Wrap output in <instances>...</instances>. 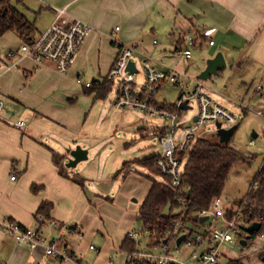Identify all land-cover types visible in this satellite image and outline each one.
<instances>
[{
  "label": "crops",
  "instance_id": "crops-1",
  "mask_svg": "<svg viewBox=\"0 0 264 264\" xmlns=\"http://www.w3.org/2000/svg\"><path fill=\"white\" fill-rule=\"evenodd\" d=\"M40 1L45 2V8L51 11V22L55 17V7L67 6L73 16L90 23L92 30L76 62L66 73L58 72L49 61L37 64L32 57L19 50L20 46L7 48L0 55V95L7 99L10 107L8 110L5 103V114L0 116V217H12L24 225L32 226L41 202L52 201L54 207L51 219H43L42 232L48 240L60 238L62 243L81 256L83 253L76 250L77 238L71 235L84 236L82 225L88 224L93 217L88 212L82 214L83 208H88L90 198L86 181H93L97 177L109 183L123 162L131 160L125 159V154L118 152L127 151L129 141L121 143L123 139L116 137L115 133L119 124L132 125L128 115L133 112L132 109L122 111L113 103L108 106L105 101L107 98L98 99L95 92L86 91V88L93 86H87L88 81L100 82L113 65L117 47L112 36L124 44L138 41L139 33L147 21L155 29L152 20L155 12H159L158 23L162 25L168 20L167 23L172 22L176 29L187 26L186 29L199 32L211 30L206 40L195 48L197 54L206 60L218 51L225 55L228 66L219 72L228 74L224 76L225 89L219 88L215 82L213 89L230 98L231 93L226 89L229 86L233 88L232 94L246 87L248 95L251 86L256 84V92L261 97L256 98L257 95L253 94L247 103L260 108L264 105V0ZM117 26L120 29L117 30ZM42 31L38 29L37 35ZM185 32L179 37L177 45ZM12 36L18 37V34L12 30L7 31L2 38L7 40ZM145 39L141 37L142 44L139 47L136 44L140 50L136 51L146 57L155 56L159 51L154 42L157 38H153L152 43ZM211 39L214 40L213 44L209 43ZM11 51L16 53L10 54ZM164 54L158 52V56ZM197 63L202 67L200 72L205 64L202 65L200 61ZM244 101L237 102L243 105V112L247 113L250 107ZM20 119L25 121L23 128L15 125ZM135 124L138 128L145 125L143 119L137 120ZM105 139L108 142L113 140L115 145L104 152L102 162L97 151L90 153L87 146L90 145L88 143L101 140L104 143ZM78 144L88 150V159L76 166H79L76 173L83 178L84 186L60 174L53 158L54 152L61 151L67 153L64 160L68 159L70 150ZM132 171L139 174L138 177L144 176L137 169ZM132 171L125 177H135ZM13 172L17 174L16 179L11 178ZM118 180L114 182V187L118 185ZM37 184H43L44 188L32 191L31 186ZM92 188L95 190L94 184ZM99 190L94 191L96 195L92 196L93 200L97 196L106 195V192L101 190L102 194ZM64 207L66 210H63ZM137 216L138 213L135 214ZM77 217L80 220L72 222ZM45 221L49 222L46 232ZM73 224L78 225L81 234L70 229ZM38 225L36 220L35 226ZM259 239L263 242V253L260 255L263 257L261 264H264V238ZM91 244L88 249L97 253L100 264H106L105 255L108 252L103 253L102 248L95 244L96 249H91ZM120 247L118 250H121ZM108 261L112 264L110 258ZM0 264L60 263L45 255L42 246L32 249L0 230Z\"/></svg>",
  "mask_w": 264,
  "mask_h": 264
},
{
  "label": "built area",
  "instance_id": "built-area-1",
  "mask_svg": "<svg viewBox=\"0 0 264 264\" xmlns=\"http://www.w3.org/2000/svg\"><path fill=\"white\" fill-rule=\"evenodd\" d=\"M55 10V17L49 26L32 42H24L19 50L32 57L37 64L52 61L58 72L66 73L76 62L92 30V25L74 17L67 6L55 7ZM116 29H120V26ZM210 34L211 30L186 31L175 48V54L186 60L192 59L194 48L202 42L200 36L208 37ZM112 39L117 47V55L107 78L118 86L113 105L150 115H160L171 121L169 130H165V134L160 137L163 149L156 157V165L169 177L167 183L170 187L183 188L181 185L186 156L181 157V154L191 148L192 141L199 136H197L198 130L210 121L214 123L220 121L223 127H225L224 122L235 124L238 123L239 117L204 90L205 80L192 76L187 77L189 79L187 80L184 78L186 77L184 73L166 68L158 69L148 58L142 61L145 76L140 83L138 79L140 68L133 58L137 45L121 43L114 35ZM154 42L157 43V40L155 39ZM209 43L213 44L214 40H209ZM15 53L11 51L10 54ZM130 61L135 62V70L128 68ZM178 75H182L183 79L178 78ZM167 80L180 89L178 100L173 103L175 110L163 107L162 102L158 104L156 99L162 84ZM92 84L90 81L86 83L87 86ZM193 98L198 103V112L192 118L183 119V111L193 107L191 105ZM183 101H187L189 108L182 109ZM257 113L264 116V105L257 109ZM4 114L5 102L0 95V116ZM15 125L23 128L25 121L20 119ZM214 128L217 130L216 124ZM11 178L16 179L17 176L13 174ZM227 210L223 198L217 196L212 200L209 208L194 213L198 215L195 221L202 226L201 229H190L187 226L189 218L186 214H182L175 221L169 234L159 241L157 238H152L150 229L143 225L138 229H130L126 235L135 240L136 246L132 251H125L123 264H218L224 254L222 247L224 248L225 243H232L234 236L242 232L245 224L240 208L232 217H228ZM205 215H208V218L201 221L200 218ZM43 219L44 217L40 215L37 219L38 226H27L12 217H0V230L12 235L18 243L28 245L32 249L42 246L45 255L53 257L60 264H85L81 256L70 246L62 243L60 238L48 240L45 237L41 228ZM70 229L81 234L77 224H73ZM146 236L150 237L149 243L143 245L142 240ZM181 236L183 239L178 243ZM261 236L264 237V234ZM233 247L236 245L234 244ZM90 248L96 249L94 244H91Z\"/></svg>",
  "mask_w": 264,
  "mask_h": 264
},
{
  "label": "rangeland",
  "instance_id": "rangeland-1",
  "mask_svg": "<svg viewBox=\"0 0 264 264\" xmlns=\"http://www.w3.org/2000/svg\"><path fill=\"white\" fill-rule=\"evenodd\" d=\"M26 3L28 8L25 9V13L27 16L32 21H35L39 30L46 29L51 23V11L45 8L47 6L46 3H43L40 0H26ZM158 14L159 12H155L152 16L153 23L155 22L154 30L152 29V25H150V23L147 21L139 33L138 41L125 43L127 45L138 44L139 47V45L142 44L141 37H145V40L148 43L150 41L152 43L153 38H157V43L155 44L158 45L156 46L158 47V52L165 53L163 56H158L157 52V54H155L153 57H146L140 55L138 51H135L133 58L140 68V73L138 74L139 82L142 83L144 80L145 73L142 69V61L145 58H148L149 61L158 69L166 68L175 70L179 73H184L186 76L184 77L185 79L191 76L197 78L199 70L202 68L197 62L200 61L202 65L205 64L206 66V59L197 54L198 50L196 48L194 49L196 55L194 54V58L190 60H186L175 54V48L177 46L179 37L183 34V31H187L189 29H186L187 26H179L180 28L176 29L172 22L167 23L168 20L164 22V25L159 24ZM189 31H194V29ZM22 44L23 41H21L17 36H12L10 38L8 37L7 40L0 36V55L7 48L21 46ZM137 49L140 50V48ZM49 62L54 65L52 61ZM226 75L228 74L221 73L218 75H212L209 79L204 81V90L213 99L220 102L238 115L239 121L238 123H235L237 125V129L235 130L231 144L234 147L253 155L247 160H241L237 162V164L233 167L225 190L222 194L225 207H233L234 209H238L242 198L249 190L264 158V116L257 113L258 108H255L254 105L247 103L250 102V96L253 94L257 95L256 98L261 97V95L257 94L256 92V84L251 86V91L248 95H246V87L244 90L241 87L232 94L233 88L229 86L226 89L231 93V99L229 97L223 96L221 93H218L213 89L214 82L219 88L225 89L224 85L226 82L224 80V76ZM179 77L183 79L182 75H178V78ZM187 80L189 79L187 78ZM117 88V83H114L112 91L105 100L108 106H110L115 101ZM247 88L249 89L248 86ZM179 95L180 89L175 84L167 80L162 84V87L156 96V99L159 102L157 103L160 104L164 100L168 101V103H175L178 100ZM244 99L245 105L250 107L247 108V113L243 112V105L237 102L243 101ZM4 100L7 104L8 110H10L7 99L4 98ZM191 105L193 106L192 108L183 111V119L190 117L192 118L193 115L198 112V103L195 98L191 100ZM124 110H126V108H122V111ZM132 111L133 112L128 114L129 118L131 117L129 122L132 125L125 123L126 126L123 124L121 126L119 124V127L115 133L116 137L123 139L121 140V143H123L124 140L129 141L127 144L129 148L127 151L118 152L125 154V159H131L129 160L130 162L127 164L125 170H129L130 172L137 169L143 173L144 176H139V178V174L137 175V173L135 174L133 171L132 174L136 175L135 177L127 176L124 178L123 174H121V176L119 175L117 177L119 179V183L116 185V187H114V182L117 179L114 176L115 173L113 176H111L112 180L109 183L104 181V179H97V177H95V180L93 181H86V185L88 187L87 193L90 198L88 199V208H83L82 214L88 212V214L93 215V217L90 219L88 218V224L82 225V232H84V236H74V234L71 235L72 237L77 238L76 250L83 253L81 256L82 261L85 264H100V257H97V253L88 249V245L91 242L97 247L102 248L103 253L106 251L108 252L105 255V257H107L106 264H110L108 261L109 258L112 260V264L124 263L126 252L118 249L122 241L125 240L127 232L133 228L138 229L142 225V221L139 218H136L135 214L138 213L140 201L144 195H146L148 192V187L150 186V180L148 177H146V175H150L156 180L164 181V176L162 174H154L150 172L148 168L140 165L137 160L158 155L162 152L163 146L160 142V137L161 135L165 134V130H169L171 127V121L168 118L162 117L160 115H150L138 110ZM140 119L144 120L145 126L147 127L146 129H139L135 124V122ZM215 124L216 123L213 121L207 122L205 126L198 130L197 136L199 135L208 137L211 140L219 139L217 130L214 128ZM232 125L234 124L224 122V126L227 128ZM254 133H258L259 135L255 137ZM252 140L254 143H252ZM114 143L115 142L113 140L108 142L106 139L104 140V143H102L101 140L100 142L98 141V143H88L90 145L86 144V142H83L84 145H88L87 147H89L90 153L95 152V150L97 151L102 162L105 156L104 152L112 148L115 145ZM61 153V151L57 153L58 156H56L54 159V162L58 165L59 173L61 174L60 171L63 170L72 178H80L76 173V171L79 170V166L68 167L66 165L67 159L60 161V158L65 157L64 155H67V153ZM13 174L17 175L15 172H13ZM36 177L37 175L35 178ZM92 184H94L96 187L95 190L100 188L103 192H106V195L97 196L96 199L93 200L92 196L96 194H94L95 190L92 188ZM38 186L40 187L39 189L44 188L43 184H39ZM32 188L33 186H31V189ZM102 191L101 193L103 194ZM63 210H66V207H64ZM74 214L77 216L76 212H74ZM37 219L38 216H36V220ZM36 220L32 226L36 225ZM79 220L80 217H77L76 219L74 218L72 222ZM48 223L49 222L45 221V232L48 229ZM70 226L71 225H69L68 228ZM187 226L190 229L195 230H199L202 227L196 221L191 219L187 221ZM244 231L245 230H242L241 233L236 234L232 243H225L224 248L222 247L224 254L221 256L220 262L218 264H232L233 261H237L240 264H261L263 257L260 254L263 253V242L259 238L261 237L263 239L264 237L260 235L257 236L256 239L250 238L248 243L243 245L242 240L247 237V234ZM149 239V236L144 237L142 244H148ZM234 244L236 247H233Z\"/></svg>",
  "mask_w": 264,
  "mask_h": 264
},
{
  "label": "trees",
  "instance_id": "trees-1",
  "mask_svg": "<svg viewBox=\"0 0 264 264\" xmlns=\"http://www.w3.org/2000/svg\"><path fill=\"white\" fill-rule=\"evenodd\" d=\"M27 8L26 0H0V36L12 30L18 34L23 43L32 42L35 39L38 28L35 21H32L25 13ZM200 37L201 41L206 40V36ZM113 85L114 83L106 76L100 82H94L92 87L86 88V91L95 92L98 99H105L112 91ZM161 105L175 110V105L166 100L162 101ZM144 126L143 124L139 129H146L147 127ZM232 139L233 135L228 143H223L220 139L211 140L208 137H196L192 141L191 148L181 154V157L186 156V163L181 185L183 188L179 189L168 185L169 177L162 173L156 165L157 155L137 160L150 172L164 176V181H160L146 175L150 180V186L138 210L137 218L142 221L145 228L150 229L152 238H157L159 241L167 236L177 218L182 214H186L189 219L195 221L198 215L194 213L209 208L215 197H222L233 167L237 162L253 156L234 147L231 144ZM56 156L58 154L54 152L53 158L55 159ZM62 160L64 157L60 158V161ZM129 162H123L115 172V178L121 174L125 177L129 173V170H125ZM60 172L84 186L82 177L75 179L63 170ZM39 188V186L33 185L32 189L37 191ZM53 207L52 201L43 200L35 215H42L46 220L51 219ZM239 208L243 212L244 232L247 235L251 234L252 239L264 234V158L249 190L242 198ZM227 209L228 217H232L237 211L233 207H227ZM255 221L261 222L260 229L249 231L247 227ZM135 246V240L126 235L120 249L132 251ZM232 264L240 263L233 261Z\"/></svg>",
  "mask_w": 264,
  "mask_h": 264
},
{
  "label": "water",
  "instance_id": "water-1",
  "mask_svg": "<svg viewBox=\"0 0 264 264\" xmlns=\"http://www.w3.org/2000/svg\"><path fill=\"white\" fill-rule=\"evenodd\" d=\"M228 66V62L225 58V55L222 51H218L215 56L209 57L206 60V66L199 72L198 78H201L203 80L209 79L212 75H218L221 70H224ZM128 68L135 70V62L130 61ZM182 109L189 108L187 101H183L181 103ZM196 119V117H194ZM217 134L219 136V139L223 143H228L232 135L235 133V130L237 129V125L234 124L230 127H223L222 123L220 121H217ZM254 136H257L256 133H254ZM88 159V150L86 148H83L80 144L76 145L75 148L70 150V156L68 157L66 161V165L68 167H76L78 163L81 161ZM208 218V215L202 216L200 218L201 221H204ZM261 227V222L255 221L251 223L247 229L249 231H257ZM251 238V234H248L246 238L242 240L243 245H246L248 243V240ZM183 239V236H181L178 239V243L181 242Z\"/></svg>",
  "mask_w": 264,
  "mask_h": 264
}]
</instances>
